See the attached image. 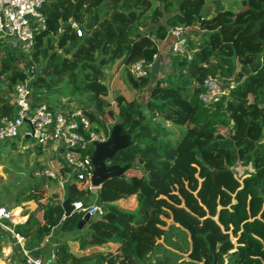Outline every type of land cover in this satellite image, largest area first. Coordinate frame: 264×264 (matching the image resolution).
I'll use <instances>...</instances> for the list:
<instances>
[{
	"label": "trees",
	"instance_id": "trees-1",
	"mask_svg": "<svg viewBox=\"0 0 264 264\" xmlns=\"http://www.w3.org/2000/svg\"><path fill=\"white\" fill-rule=\"evenodd\" d=\"M231 2L217 9L208 0H50L32 53L0 40V125L15 117L18 85L31 88L34 105L52 106L67 78L93 108H66L82 109L106 138L116 123L132 136L107 162L131 168L94 192L73 180L63 193L46 176L49 188L36 182L17 191L14 205L37 206L14 227L34 255L53 252L57 264H264V0ZM186 23L192 34L184 32L183 54L170 55L168 76L135 77L131 67L155 63L160 44ZM210 77L225 95L205 104ZM163 122L185 128L177 142ZM16 140L34 144L24 164L46 154L26 136ZM16 140L7 142L12 152ZM58 160L64 175L71 171ZM65 199L102 206L105 215L79 229L84 215L66 218ZM131 199L133 210L123 205Z\"/></svg>",
	"mask_w": 264,
	"mask_h": 264
},
{
	"label": "built area",
	"instance_id": "built-area-1",
	"mask_svg": "<svg viewBox=\"0 0 264 264\" xmlns=\"http://www.w3.org/2000/svg\"><path fill=\"white\" fill-rule=\"evenodd\" d=\"M49 2L50 0H0V40L11 48L32 53L36 33L46 28L42 8ZM73 28L78 37H81L78 25L73 24ZM184 32L182 27L171 31V54L184 53ZM153 67L154 63L146 64L141 61L131 67V72L135 77H145ZM204 87L205 93L201 95V99L205 104L216 103L225 95L215 78H208ZM15 103V117L0 125V142H13L20 135L26 136L43 147L50 156L48 165L41 171L55 181L63 193L67 183L73 180L88 183L89 190L96 191L91 181L94 166L87 151L95 143L105 142L108 138L92 131L91 123L83 110L50 106L45 102L34 105L32 90L27 84L17 86ZM58 156L63 165L71 170L66 175L62 172ZM72 205L74 211L88 215L90 219H99L105 215L104 208L96 204L76 202ZM24 211L22 207L0 208V228L6 232V235L3 234L5 238H10L2 245L0 259L5 263L17 259L22 264H57L53 252L47 257L34 255L27 249L25 239L15 233L14 227L23 224L28 218Z\"/></svg>",
	"mask_w": 264,
	"mask_h": 264
},
{
	"label": "rangeland",
	"instance_id": "rangeland-1",
	"mask_svg": "<svg viewBox=\"0 0 264 264\" xmlns=\"http://www.w3.org/2000/svg\"><path fill=\"white\" fill-rule=\"evenodd\" d=\"M155 4H158L162 0H153ZM210 4L218 6H229L232 4L231 0H208ZM198 11V10H197ZM180 27L183 28L186 35L189 36L192 34V28L194 27L191 23L182 24ZM168 43L164 47L161 48L166 49V46L172 45V39L168 38ZM162 45V44H161ZM163 51V50H162ZM165 63V64H164ZM170 54L167 55V58L163 62L164 65L157 75L153 76L154 80H158L162 77H167L171 72L170 68ZM108 70V78H110L114 74V68H109ZM149 90L146 89L144 92L138 95V99L142 104L143 108L146 105V102L149 98ZM72 90V87L67 78H64L61 81L60 86L58 87V92L54 94L50 100L52 105H56L58 107H68V106H78L82 108H93L91 104V96L89 93H75ZM111 102L110 98L107 99ZM108 122V121H107ZM110 124H115L114 121H110ZM119 124V123H116ZM115 124V125H116ZM163 125L171 131L173 134L172 140L173 142H177L180 139L181 133L184 131V127L175 126L170 123L163 122ZM30 143H33L30 140ZM17 142L16 152H12L11 147L7 142H0V199L4 198L2 201V206L5 208L13 209L18 207H26L31 206V209H34L36 205L34 202L25 203L22 205H14V199L17 191L26 185L36 184V182H42L43 189H47L50 187L51 183L48 179L45 178V174L41 171L45 169L48 165L50 156L48 154L39 155L34 153V155L28 160L27 164H24L21 159L26 156V153L34 148V144H29L22 147L21 142ZM5 145H8V148H5ZM11 152V153H10ZM39 165V166H38ZM40 168V169H39ZM238 176L242 175L244 170L242 169H234L233 170ZM94 203V202H93ZM124 207L133 210L135 209V201L134 199L129 200L125 204Z\"/></svg>",
	"mask_w": 264,
	"mask_h": 264
},
{
	"label": "water",
	"instance_id": "water-1",
	"mask_svg": "<svg viewBox=\"0 0 264 264\" xmlns=\"http://www.w3.org/2000/svg\"><path fill=\"white\" fill-rule=\"evenodd\" d=\"M218 4L219 1L217 3V9L219 8ZM131 144L132 136L123 133L121 124H116L112 127L109 137L105 142L94 144V152L91 156L94 166L91 181L94 188L99 189L110 180L120 178L131 168L130 164L121 167L119 165H108L107 163L118 152L127 149ZM62 206L66 218L75 212L74 206L66 199L63 201ZM89 221L90 217L85 215L79 224V229H82Z\"/></svg>",
	"mask_w": 264,
	"mask_h": 264
},
{
	"label": "crops",
	"instance_id": "crops-1",
	"mask_svg": "<svg viewBox=\"0 0 264 264\" xmlns=\"http://www.w3.org/2000/svg\"><path fill=\"white\" fill-rule=\"evenodd\" d=\"M165 43V45H167V44H169L168 43V41H166V42H164ZM164 43H161L160 44V53H159V55L157 56V59H156V61H155V63H154V67H153V69L151 70V72H152V74H154V75H157L158 74V72L160 71V69L164 66V65H162L163 64V62L165 61V59L167 58V55L168 54H170L171 55V45L168 47V46H166V49H164V48H161V46L162 47H164ZM163 50V51H162ZM165 64V63H164ZM34 205H36L35 203H34ZM36 207L37 206H35L34 207V209H36ZM24 210H27V208L28 209H30L31 211H33L34 209H31V206H26L25 208L24 207H22ZM8 240H10V238H5V240L3 241V243H2V245L4 246V244L6 243V242H8ZM50 254L49 253H46V252H39L38 253V256H42V257H47V256H49ZM1 260V259H0ZM2 261V260H1ZM5 263V262H4ZM9 263V262H8ZM8 263H5V264H8ZM10 263H13V264H22L19 260H17V259H12L11 261H10Z\"/></svg>",
	"mask_w": 264,
	"mask_h": 264
},
{
	"label": "bare ground",
	"instance_id": "bare-ground-1",
	"mask_svg": "<svg viewBox=\"0 0 264 264\" xmlns=\"http://www.w3.org/2000/svg\"><path fill=\"white\" fill-rule=\"evenodd\" d=\"M3 264H5L3 261H2Z\"/></svg>",
	"mask_w": 264,
	"mask_h": 264
}]
</instances>
